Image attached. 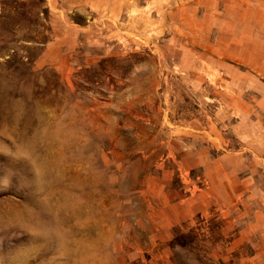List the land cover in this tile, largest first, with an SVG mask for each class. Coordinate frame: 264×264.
I'll return each mask as SVG.
<instances>
[{"label": "rangeland", "instance_id": "374dc122", "mask_svg": "<svg viewBox=\"0 0 264 264\" xmlns=\"http://www.w3.org/2000/svg\"><path fill=\"white\" fill-rule=\"evenodd\" d=\"M0 264H264V0H0Z\"/></svg>", "mask_w": 264, "mask_h": 264}]
</instances>
